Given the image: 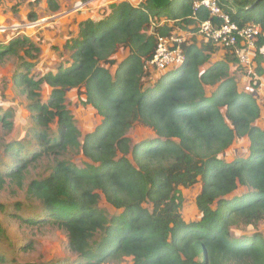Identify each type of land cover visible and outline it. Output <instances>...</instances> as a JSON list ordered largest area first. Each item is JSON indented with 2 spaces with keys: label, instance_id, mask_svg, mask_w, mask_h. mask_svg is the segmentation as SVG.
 <instances>
[{
  "label": "trees",
  "instance_id": "obj_1",
  "mask_svg": "<svg viewBox=\"0 0 264 264\" xmlns=\"http://www.w3.org/2000/svg\"><path fill=\"white\" fill-rule=\"evenodd\" d=\"M194 1L181 0L175 8L174 0L163 6L155 0L112 3L100 17L81 21L78 33L67 40L70 65L39 79L31 76L36 63L27 59L37 58L40 51L31 37L0 42V63L10 56L21 60L14 83L29 98L34 139L4 145L0 188L7 180L23 185L30 164L54 156L51 172L28 183L27 202H16L11 213L22 223L54 225L67 233L76 258L51 264H104L124 257H132L134 264H264L263 233H233L264 222L260 78L252 77L251 91L243 89L231 73L230 61H240L234 52L210 64L219 46L210 39L199 46L185 37L184 63L160 72L150 86L144 83L152 75L145 61L154 55L160 35L197 32L210 18L207 8H194ZM220 3L240 26L260 25L253 62L262 75L264 1ZM49 5L59 9L57 0ZM43 84L52 88L48 102L42 101ZM83 88L84 104L103 117L86 134L66 104L68 91ZM13 117L9 109L0 118L12 127ZM136 124L152 128L155 138L133 144L129 131ZM238 139L249 141V154L229 161L227 150ZM71 151L90 162L80 167L66 158ZM198 182L201 215L188 222L182 216L181 188ZM241 187L246 191L238 193ZM102 196L122 211L107 214L99 207ZM0 241L18 253L19 243L1 222ZM31 248L28 242L22 249ZM0 262L33 264L15 255L9 259L1 249Z\"/></svg>",
  "mask_w": 264,
  "mask_h": 264
},
{
  "label": "rangeland",
  "instance_id": "obj_2",
  "mask_svg": "<svg viewBox=\"0 0 264 264\" xmlns=\"http://www.w3.org/2000/svg\"><path fill=\"white\" fill-rule=\"evenodd\" d=\"M122 0H57L59 4L58 10H52L49 5V0H0V42H9L15 37L29 36L33 42L39 47L40 51L37 58H29L34 61L36 66L31 70V76L39 79L48 71H58L61 65L65 67L70 65L71 54L66 52L65 44L67 40L78 33L79 24L81 21L90 17H100L104 11L110 10V5ZM181 0H174L173 7L175 8ZM82 2L83 4H78ZM31 27L33 23H37ZM22 25L19 29L13 27ZM4 26L11 28L2 32ZM183 34V33H182ZM187 36L188 34H185ZM233 53L231 49L219 46L217 51L210 56V63L214 61L225 60L227 56ZM24 55V51H21ZM125 55V52L118 54V60ZM21 60L18 56H10L4 62L0 63V117L5 111L12 109L14 111L13 126H6L0 118V161L6 160L5 144L13 140H34L29 134L30 128L33 125L31 119V110L29 109V98L23 93L21 86L14 83V75L19 70ZM116 66V65H115ZM114 66V68H115ZM231 73L237 78L240 86L248 91H251V86H248L252 77L260 78L262 85L259 88V97L262 106V116L258 123L264 128V72L258 74L256 72L257 63L253 62L248 67L241 64L240 61H230ZM264 66V64H263ZM160 72H152L144 83L146 86L157 81ZM84 88L81 90L73 89L68 91L66 104L68 109L74 115L76 123L83 134L94 130L102 123L103 117L91 105L84 104L86 95L83 94ZM52 88L43 84L41 94L42 101L48 102ZM54 130L56 125H52ZM129 135L132 138L133 144L145 139L155 138V131L142 124H136L130 131ZM249 141L246 139H238L227 150L225 155L227 160L234 157H246L249 154ZM72 162L80 167L85 166V162H90V159L76 151L69 152L66 155ZM54 164V156L45 157L37 163H32L28 166L24 173L23 185L17 181L7 180L3 188H0V205L6 207L4 212L0 207V222L8 230L9 236L16 243H19L18 253L12 250L8 251V245L4 241H0V249L5 256L11 259L14 255L19 261H29L33 264H51L60 261H73L76 255L71 250L67 233L54 225H29L22 223L19 219L11 216L14 212V205L18 201L27 202L26 187L28 183L36 177L46 176L52 170ZM202 185L200 182L192 187H182V193L185 197V202L182 208V216L188 221H197L200 218V212L196 205V197L200 193ZM246 191L241 187L238 193ZM234 193L231 197L235 196ZM99 207L104 209L107 214L115 215L120 213L119 210L110 205L104 196H102ZM24 215H29L23 212ZM31 215H34L32 212ZM261 232L264 235V222L258 224L257 227H241L234 228L233 233L236 235L244 232L252 234ZM32 243V248L24 251L23 246ZM0 264H11L1 263ZM104 264H134L132 257H124L119 261H108Z\"/></svg>",
  "mask_w": 264,
  "mask_h": 264
},
{
  "label": "built area",
  "instance_id": "obj_3",
  "mask_svg": "<svg viewBox=\"0 0 264 264\" xmlns=\"http://www.w3.org/2000/svg\"><path fill=\"white\" fill-rule=\"evenodd\" d=\"M78 4H83L82 2ZM205 7L210 18L200 23L199 33L210 39L216 46L231 49L240 59L242 65L248 67L253 63L256 41L261 33L259 24L240 26L221 6L220 0H195L194 8ZM219 18L220 22L215 21ZM39 24L33 23L31 27ZM22 25L13 27L19 29ZM8 26L2 27L5 32ZM183 34L160 35L154 55L145 61V69L151 72L169 71L181 66L185 61Z\"/></svg>",
  "mask_w": 264,
  "mask_h": 264
},
{
  "label": "crops",
  "instance_id": "obj_4",
  "mask_svg": "<svg viewBox=\"0 0 264 264\" xmlns=\"http://www.w3.org/2000/svg\"><path fill=\"white\" fill-rule=\"evenodd\" d=\"M134 5H139V4H141V2H142V0H130ZM258 1V0H257ZM260 1V0H259ZM232 2H234V1H232ZM253 6V5H252ZM251 6V7H252ZM248 8V7H247ZM182 33H183V35H184V33L185 34H188L187 36H185L190 42H195L196 41V43L199 45V46H201L205 41H206V38L201 34V33H199V31H197V32H194V31H192L191 29H185V30H183V31H181ZM181 33V34H182ZM215 62H217V61H214V62H212V63H210V64H213V63H215Z\"/></svg>",
  "mask_w": 264,
  "mask_h": 264
},
{
  "label": "water",
  "instance_id": "obj_5",
  "mask_svg": "<svg viewBox=\"0 0 264 264\" xmlns=\"http://www.w3.org/2000/svg\"><path fill=\"white\" fill-rule=\"evenodd\" d=\"M155 1L157 2V4H158L159 6H163V5H165L169 0H155ZM231 1H234V0H231ZM262 1H264V0H260V2H262ZM252 7H254V5H253ZM248 8H250V7H248Z\"/></svg>",
  "mask_w": 264,
  "mask_h": 264
}]
</instances>
